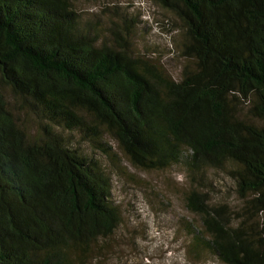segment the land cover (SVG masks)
Returning a JSON list of instances; mask_svg holds the SVG:
<instances>
[{"label":"trees","instance_id":"obj_1","mask_svg":"<svg viewBox=\"0 0 264 264\" xmlns=\"http://www.w3.org/2000/svg\"><path fill=\"white\" fill-rule=\"evenodd\" d=\"M154 1L183 30L178 76L135 52L130 23L103 34L76 0H0V264H99L121 156L185 168L196 251L264 264V0ZM213 170L241 204L213 200Z\"/></svg>","mask_w":264,"mask_h":264},{"label":"rangeland","instance_id":"obj_2","mask_svg":"<svg viewBox=\"0 0 264 264\" xmlns=\"http://www.w3.org/2000/svg\"><path fill=\"white\" fill-rule=\"evenodd\" d=\"M76 7L84 17L98 21L103 34H111L112 28L125 32V23H130L136 53L166 65L174 76L182 71L186 60L180 55V21L154 0H76ZM94 155L103 157L100 150ZM105 161L122 213L120 225L106 239L107 248L96 255L99 264H225L208 250L194 249L187 225L196 218L186 206L190 182L182 165L146 170L123 156L115 163ZM212 182L213 200L241 204L225 172L213 170Z\"/></svg>","mask_w":264,"mask_h":264}]
</instances>
